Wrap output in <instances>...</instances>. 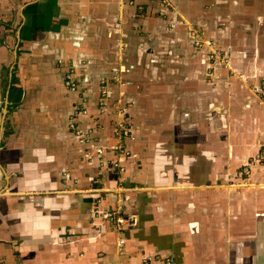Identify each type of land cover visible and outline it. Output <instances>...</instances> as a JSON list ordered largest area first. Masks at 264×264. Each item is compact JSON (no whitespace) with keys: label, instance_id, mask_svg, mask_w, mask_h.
<instances>
[{"label":"crops","instance_id":"obj_1","mask_svg":"<svg viewBox=\"0 0 264 264\" xmlns=\"http://www.w3.org/2000/svg\"><path fill=\"white\" fill-rule=\"evenodd\" d=\"M263 146L264 0H0V264H264Z\"/></svg>","mask_w":264,"mask_h":264},{"label":"built area","instance_id":"obj_2","mask_svg":"<svg viewBox=\"0 0 264 264\" xmlns=\"http://www.w3.org/2000/svg\"><path fill=\"white\" fill-rule=\"evenodd\" d=\"M73 89H82L81 85H77L75 82H68ZM101 99H104L100 102L101 104V108L105 109L106 108V102L105 100H107V97L109 96L110 93V88L108 87V82H107V78L104 77L101 81ZM74 113L77 114V118H75L74 122H77V126L80 124V116L81 115H86L87 114V109L83 108V109H76L74 111ZM125 124V125H124ZM115 128L119 129L121 128H125L124 130L119 129L118 131V135H116V139H117V145L115 147V154L120 155L122 157H125V155H130L131 156V152L129 150H127L126 146V140L127 137H129L130 135V130L129 132L126 130L129 127L126 125V123L122 120H119L116 122V124H114ZM81 130V129H79ZM93 130L89 129L86 133V137L81 138L80 142L84 143V142H89L90 140V134H92ZM82 134V132H81ZM81 134H79V132L77 131V135L81 136ZM121 147L126 148V151L121 149ZM103 151H100V154H102ZM119 160L120 158H117V161L114 162V165L117 169L121 168V166L119 165ZM261 169H264V146L261 147L259 149V151H257V153L255 154V158L254 160L247 166H245L244 168L240 169L238 172V176L240 179L242 180H247V184L250 186H255L256 183L254 181H252V178L255 174H262L263 172H261ZM120 171V169H119ZM121 174L123 171H120ZM125 185V184H124ZM126 186V185H125ZM125 186H120L118 189H116V194L118 195V197L121 199L123 197H125L126 192L132 190V187H125ZM125 194V195H124ZM103 199H98V203L99 204H103ZM102 214L103 216L106 217V219L109 222L110 227L117 233V250L120 253H123V251L126 249L127 247V240L126 238L123 236V231L124 228L129 225L133 220H134V216L127 213L126 209L123 205H117L116 207L113 206H105L104 209H102ZM168 262L166 264H172L171 261L168 259Z\"/></svg>","mask_w":264,"mask_h":264},{"label":"rangeland","instance_id":"obj_3","mask_svg":"<svg viewBox=\"0 0 264 264\" xmlns=\"http://www.w3.org/2000/svg\"><path fill=\"white\" fill-rule=\"evenodd\" d=\"M14 41H16V38L15 39H13V42ZM12 48H14V45H12ZM11 57H13V55H12V52H11ZM14 57H15V53H14ZM75 118H77V114L76 113H74V111L72 112V114L70 115V117H69V121H68V127H70V129L71 130H73L74 131V134H75V136H78L77 135V131L79 132V134H81V132H82V134H81V136H79V138L81 139V138H84V137H86V133H87V131H83L79 126H77V122H74V120H75ZM81 119V118H80ZM81 121V120H80ZM117 121H119V119H117L116 121H115V123L114 124H116V122ZM125 122V121H124ZM80 123V122H79ZM125 125V124H124ZM127 125V124H126ZM115 127V126H114ZM126 128V127H125ZM125 128H119V129H122V130H124ZM79 129H81V130H79ZM119 129H117V128H115V130H114V135H115V137H116V135H118L117 133H118V131H119ZM131 128H128V129H126L128 132H129V130H130ZM94 132V131H93ZM92 132V134H90V140H89V142L90 141H93V138H95V134ZM131 134V133H130ZM129 137H130V135H129ZM129 137H127V139H129ZM117 140V139H116ZM79 142H80V140H79ZM84 143H87V142H84ZM118 143V142H117ZM126 148H127V146H126ZM126 148H123V147H121V149H123V150H125L126 151ZM129 148H127V150H128ZM129 151H130V149H129ZM130 158V155H125V157L123 158V160H119V165L121 166V168H119L120 169V171H123L124 170V172H122V175L125 173V171H126V168H127V166H128V159ZM261 172H263L262 174H260V177L261 178H263L264 177V169H261ZM262 175V176H261ZM258 176H259V174H258ZM237 177H238V174H237ZM253 179V178H252ZM242 180V179H241ZM241 183H244V184H247V180H242V182ZM241 183H239L238 185H240ZM257 183L258 184H264V181H257ZM125 184V183H124ZM249 186V185H248ZM264 186V185H263ZM126 187L127 188H129V187H132V186H130V185H126ZM131 191V190H130ZM130 191H127L126 193H130ZM133 191V190H132ZM127 196V195H126ZM97 200V199H96ZM98 201V200H97ZM131 224V223H130ZM113 230V229H112Z\"/></svg>","mask_w":264,"mask_h":264},{"label":"trees","instance_id":"obj_4","mask_svg":"<svg viewBox=\"0 0 264 264\" xmlns=\"http://www.w3.org/2000/svg\"><path fill=\"white\" fill-rule=\"evenodd\" d=\"M17 70H18V65L16 64L15 68L13 69V72H12L11 87H10V91H9V102H10V105L8 107L9 108V112L14 110V108H17L22 103L23 97L25 95L24 90L21 89L17 85V79H18ZM94 139L95 138H93V140Z\"/></svg>","mask_w":264,"mask_h":264},{"label":"water","instance_id":"obj_5","mask_svg":"<svg viewBox=\"0 0 264 264\" xmlns=\"http://www.w3.org/2000/svg\"><path fill=\"white\" fill-rule=\"evenodd\" d=\"M8 97H9V93H7V97H6V101H5V107L3 109V123H2V127H3V124L5 122L6 115L8 113V105H9V99H8Z\"/></svg>","mask_w":264,"mask_h":264}]
</instances>
